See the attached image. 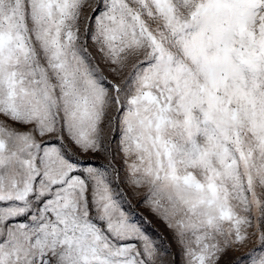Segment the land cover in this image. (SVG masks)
<instances>
[{
	"label": "snow or ice",
	"instance_id": "snow-or-ice-1",
	"mask_svg": "<svg viewBox=\"0 0 264 264\" xmlns=\"http://www.w3.org/2000/svg\"><path fill=\"white\" fill-rule=\"evenodd\" d=\"M0 264H264V0H0Z\"/></svg>",
	"mask_w": 264,
	"mask_h": 264
},
{
	"label": "rangeland",
	"instance_id": "rangeland-1",
	"mask_svg": "<svg viewBox=\"0 0 264 264\" xmlns=\"http://www.w3.org/2000/svg\"><path fill=\"white\" fill-rule=\"evenodd\" d=\"M134 204H136V201H133ZM135 211L138 213H141L143 216L147 217L150 221H152L150 231L155 230L153 234L155 235L156 232H159L160 234L164 235L168 238L170 242H172V235L167 229V227L161 222L160 220L156 219L152 214L143 206L137 204ZM251 246V245H250ZM173 251H178L177 245L173 242ZM241 251H247V248L242 249ZM241 255V252L237 253H230L228 257L225 258V261L234 258V256Z\"/></svg>",
	"mask_w": 264,
	"mask_h": 264
}]
</instances>
